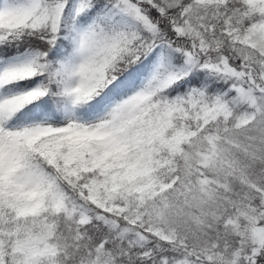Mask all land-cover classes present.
Segmentation results:
<instances>
[{
	"label": "snow or ice",
	"instance_id": "snow-or-ice-1",
	"mask_svg": "<svg viewBox=\"0 0 264 264\" xmlns=\"http://www.w3.org/2000/svg\"><path fill=\"white\" fill-rule=\"evenodd\" d=\"M0 264H264V0H0Z\"/></svg>",
	"mask_w": 264,
	"mask_h": 264
}]
</instances>
